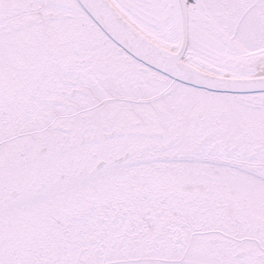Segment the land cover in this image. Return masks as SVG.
<instances>
[{
	"label": "snow or ice",
	"instance_id": "1",
	"mask_svg": "<svg viewBox=\"0 0 264 264\" xmlns=\"http://www.w3.org/2000/svg\"><path fill=\"white\" fill-rule=\"evenodd\" d=\"M0 264H264V0H0Z\"/></svg>",
	"mask_w": 264,
	"mask_h": 264
}]
</instances>
